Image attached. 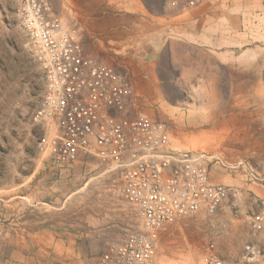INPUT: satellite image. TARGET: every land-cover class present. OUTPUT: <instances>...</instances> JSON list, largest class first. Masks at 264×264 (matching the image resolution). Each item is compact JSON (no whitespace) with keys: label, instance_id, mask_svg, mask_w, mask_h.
I'll return each mask as SVG.
<instances>
[{"label":"rangeland","instance_id":"rangeland-1","mask_svg":"<svg viewBox=\"0 0 264 264\" xmlns=\"http://www.w3.org/2000/svg\"><path fill=\"white\" fill-rule=\"evenodd\" d=\"M21 1L0 0V264H63L64 250L38 248L35 234L48 240L42 231L85 230L90 220L104 222L115 208L107 178L94 166L57 165L37 149L54 125L34 120L45 80L21 26ZM48 1L52 11H63L73 22L83 19L80 9H110L113 0ZM243 2L254 29L258 13L264 16V0ZM256 36L242 49L257 53L242 55L238 66H225L235 71L240 87L134 88L136 108L167 123L173 146L218 156L210 173L229 179L224 182L229 194L213 215L198 211L161 232L149 264H201L209 242L225 264H239L245 243L264 251L263 237L250 228L251 215L264 201L256 191L264 192V37Z\"/></svg>","mask_w":264,"mask_h":264},{"label":"built area","instance_id":"built-area-1","mask_svg":"<svg viewBox=\"0 0 264 264\" xmlns=\"http://www.w3.org/2000/svg\"><path fill=\"white\" fill-rule=\"evenodd\" d=\"M19 16L45 80L34 120L54 125L39 138L38 151L57 165L94 166L106 176L105 189L122 217L119 234L103 245L96 264H149L170 224L198 211L213 215L227 198L229 187L210 179L209 165L220 158L173 146L164 120L136 114L128 75L85 55L48 0H22ZM250 228L264 236L263 200ZM201 264H225L213 242ZM239 264H264V251L245 243Z\"/></svg>","mask_w":264,"mask_h":264},{"label":"crops","instance_id":"crops-1","mask_svg":"<svg viewBox=\"0 0 264 264\" xmlns=\"http://www.w3.org/2000/svg\"><path fill=\"white\" fill-rule=\"evenodd\" d=\"M243 1L206 0L190 7L188 0H113L110 9H80L81 20L72 22L63 11L58 14L85 55L126 73L133 88H237L241 81L225 66H238L242 55L258 52L242 49L253 33L257 39L264 37L263 13H258L253 29ZM254 5L263 9L260 2ZM135 113L146 115L142 107ZM210 177L215 183L229 180ZM256 191L264 199L263 190ZM121 221L114 211L104 222L90 220L85 230H44L48 240L35 234L34 243L40 249H63V264H96L103 245L119 234Z\"/></svg>","mask_w":264,"mask_h":264}]
</instances>
